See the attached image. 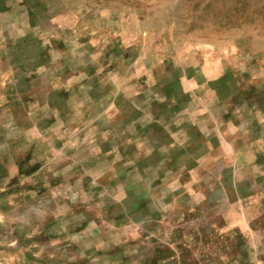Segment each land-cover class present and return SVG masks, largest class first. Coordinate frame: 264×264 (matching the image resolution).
Listing matches in <instances>:
<instances>
[{"label":"rangeland","instance_id":"rangeland-1","mask_svg":"<svg viewBox=\"0 0 264 264\" xmlns=\"http://www.w3.org/2000/svg\"><path fill=\"white\" fill-rule=\"evenodd\" d=\"M0 264H264V0H0Z\"/></svg>","mask_w":264,"mask_h":264}]
</instances>
